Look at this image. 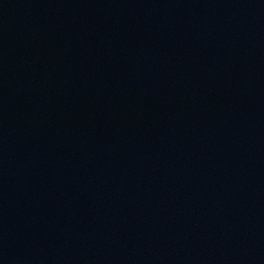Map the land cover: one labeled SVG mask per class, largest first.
Listing matches in <instances>:
<instances>
[{"label": "water", "instance_id": "water-1", "mask_svg": "<svg viewBox=\"0 0 264 264\" xmlns=\"http://www.w3.org/2000/svg\"><path fill=\"white\" fill-rule=\"evenodd\" d=\"M0 264H264V0H0Z\"/></svg>", "mask_w": 264, "mask_h": 264}]
</instances>
